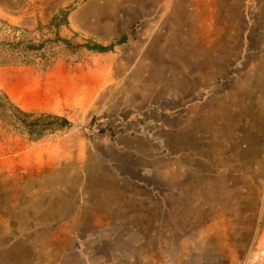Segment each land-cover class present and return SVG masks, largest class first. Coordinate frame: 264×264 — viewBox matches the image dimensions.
<instances>
[{
    "label": "rangeland",
    "instance_id": "rangeland-1",
    "mask_svg": "<svg viewBox=\"0 0 264 264\" xmlns=\"http://www.w3.org/2000/svg\"><path fill=\"white\" fill-rule=\"evenodd\" d=\"M64 11L65 24L50 23ZM121 36L126 43L105 54L55 41L105 46ZM40 42L46 62L7 46ZM23 56L32 63L0 64V95L32 119L61 117L70 127L33 140L0 108V264H98L86 263L84 248L98 226L106 239L125 238L133 182L142 180L159 196L153 213L164 196V228L198 242L196 264H205L207 239L214 264L257 259L264 0H0V60ZM184 161L187 177L148 168ZM228 177L235 184L223 203ZM26 224L35 231L30 253L18 258L17 245L6 253L25 240Z\"/></svg>",
    "mask_w": 264,
    "mask_h": 264
},
{
    "label": "crops",
    "instance_id": "crops-1",
    "mask_svg": "<svg viewBox=\"0 0 264 264\" xmlns=\"http://www.w3.org/2000/svg\"><path fill=\"white\" fill-rule=\"evenodd\" d=\"M184 163L185 161L182 163L183 168H181L180 164H178V166L175 167V170L167 166L148 168H152L153 172L157 171L156 169H158V173L162 175L174 171L176 173H179L181 177H187V173L189 172ZM164 167H167L168 171H166V169H163ZM201 168H203V170L207 169L205 166H201ZM211 171L213 173H219L221 172V169L218 171L212 168ZM231 172L232 171L230 170L228 176ZM161 183L162 185L165 183L164 186L167 189V182ZM153 184L154 183L149 180L133 182V188L135 190H138L139 192H134V194H132V203L134 205V208H132V210L127 213V233L125 235V238L123 239L124 236L121 235L120 241L118 240L119 242H114L113 239L111 240L110 238L106 239V236L108 234L104 232V229L101 226H98L93 234L95 238L94 241L90 242L89 246L84 248V252L86 254V263H89L91 260H93L98 264H160L162 259L166 260L167 256L174 262L178 261L179 264L201 263V260H199L198 258L199 255L201 256L202 254L195 253L193 251L199 246L198 242H195L196 244L193 245V242L188 239L190 234H182V232L179 231H168L166 230V228H164L165 221L168 219L167 212L161 210L163 205L165 204L164 196H160L161 199L158 205V212H152L151 208L153 205H155V201L159 197L152 191H150V188ZM234 184H230L229 177L227 181L222 180L220 188L223 189V193L222 197L220 198L218 196V198L221 199L223 203L230 200V188L231 185ZM191 185L192 188L197 186L193 183H191ZM210 188H212V186ZM141 204L142 208L140 207ZM21 217L22 219L20 225L23 224L22 220H25L23 218V215ZM25 226L26 229H31L30 231L29 229H27V231H25L22 235L25 240L20 239V241L15 242L10 249L6 250V253H16V251L14 250L16 245L20 250L18 258L20 257V255L21 257H24L22 253L25 254L26 251L27 254L30 253L33 246L31 243L27 242V239L35 232L33 230L34 225L26 224ZM122 230L123 229H121L120 233L123 232ZM171 233H174L175 238L171 239ZM194 233H196L194 235L195 237L197 235H200V233L202 232L196 231ZM207 234H210V232L207 231ZM111 236L115 235L111 233ZM210 236L213 237V234H210ZM210 240L211 239L205 240V243L207 245H211L210 252L206 254L205 264H214V252ZM117 243L125 244L126 251L120 249V246L116 245ZM171 247H174L172 250L173 253H171L169 250V248ZM256 248L257 250H259L258 252H261L257 259H255L254 261H250V259H247V261L243 264H264V243L258 241ZM177 253L179 254L177 255ZM26 257L27 256H25L24 259Z\"/></svg>",
    "mask_w": 264,
    "mask_h": 264
},
{
    "label": "trees",
    "instance_id": "trees-1",
    "mask_svg": "<svg viewBox=\"0 0 264 264\" xmlns=\"http://www.w3.org/2000/svg\"><path fill=\"white\" fill-rule=\"evenodd\" d=\"M66 15L67 12L64 11L56 17H52L50 19V23L58 19L61 24H65ZM55 41L57 43H60L65 49H67L71 53H76L77 51L83 50L94 54H105L107 52H110L113 47L126 43L127 39L125 36H121L118 39L114 40L112 43L105 46L92 44L89 42H85L83 44L78 45H71L68 40L61 39L58 37L55 38ZM7 46L12 47L14 49L16 47L21 46V48H23L24 51L27 52V54L35 53L39 56V58H41L45 62L48 61L50 58L44 57V55L46 54L45 49L46 47L48 48V46H45V43L43 42H40L37 45L7 44ZM31 61L32 60H29V58H27L26 56H23L22 58L11 57L8 59L0 60V64H10L18 62L25 65H29L32 63ZM0 103V108L5 113V117L7 118L6 123L8 125L18 126L20 129L19 131L24 132L26 135H28V137H30V139L36 140L42 137L43 135L51 134L55 131L64 130L70 127L69 122L61 117L45 115L32 119L30 114L20 112L18 109L10 105V103L2 95H0Z\"/></svg>",
    "mask_w": 264,
    "mask_h": 264
}]
</instances>
